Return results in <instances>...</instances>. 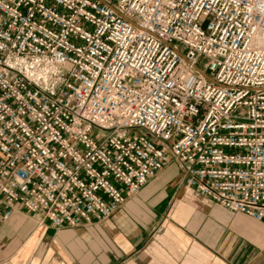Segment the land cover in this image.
Masks as SVG:
<instances>
[{
    "label": "built area",
    "instance_id": "built-area-1",
    "mask_svg": "<svg viewBox=\"0 0 264 264\" xmlns=\"http://www.w3.org/2000/svg\"><path fill=\"white\" fill-rule=\"evenodd\" d=\"M169 159L264 222V0H0V226L105 221Z\"/></svg>",
    "mask_w": 264,
    "mask_h": 264
},
{
    "label": "crops",
    "instance_id": "crops-1",
    "mask_svg": "<svg viewBox=\"0 0 264 264\" xmlns=\"http://www.w3.org/2000/svg\"><path fill=\"white\" fill-rule=\"evenodd\" d=\"M105 221L55 229L16 211L0 226V264H264V222L183 186L169 162Z\"/></svg>",
    "mask_w": 264,
    "mask_h": 264
}]
</instances>
